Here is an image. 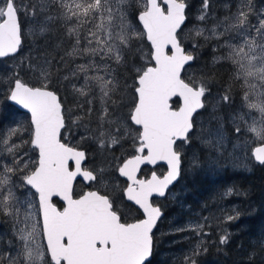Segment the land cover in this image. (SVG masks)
I'll return each mask as SVG.
<instances>
[{"label":"snow or ice","instance_id":"1","mask_svg":"<svg viewBox=\"0 0 264 264\" xmlns=\"http://www.w3.org/2000/svg\"><path fill=\"white\" fill-rule=\"evenodd\" d=\"M209 4L210 0H202L198 20L206 19ZM21 7L36 17V6L29 9L27 5L17 6L16 0H0V58L14 55L21 48ZM187 7L186 0H41L40 12L49 14L38 24L39 34L43 36L54 23L64 29L71 46L58 63L81 61L75 63L71 78L79 81L82 77L83 83L72 84V90L85 98L89 115L97 98H90L92 89H98L100 148L120 143L121 122L124 135L133 139L134 154L123 159L115 171L127 181L122 199L142 218L124 220L113 196L99 190L74 196L77 177L88 183H103L105 169L82 167L85 151L63 142L66 115L60 96L51 87L53 60L45 58L34 65L29 59L28 68L39 86H31L19 78L18 71L14 72L7 98L30 113V125L26 128L17 124L0 135V215L12 220L18 242L14 252H0V264H150L153 231L163 214L153 197H165L180 178L182 154L178 142H190L196 117L210 93L203 78L182 77L195 59L180 39ZM251 16L250 0H241L234 14L210 30L196 28L194 32L195 37L205 40L223 39L214 48L223 49V54L213 62L230 63L232 79L243 89L241 108L231 118L234 131L239 135L242 125L246 126L258 142L252 156L264 165V12L256 23ZM134 20L142 25V32ZM145 37L151 48L145 57L147 66L136 68L135 80L129 86L130 111L112 120L109 103L122 102L113 99L119 82L112 64H124L134 41ZM192 47L199 44L194 42ZM63 80L69 81L70 76L65 75ZM173 98H178V107H173ZM221 100L231 103L232 97L226 93ZM81 119L76 117L72 124L77 125ZM129 122L136 126L134 135ZM105 123L116 125L117 131H104ZM26 133H30L29 139L24 138ZM214 135L215 143L222 146L221 130ZM29 149L37 153L35 159ZM158 162L166 163L165 174L153 171L148 178L139 177L141 166ZM55 198L63 202L62 206H57ZM206 224L204 218L203 223L190 224L189 230L198 237L207 236ZM227 242L228 236L222 235L220 243ZM203 243L202 239L197 242L194 254Z\"/></svg>","mask_w":264,"mask_h":264},{"label":"rangeland","instance_id":"2","mask_svg":"<svg viewBox=\"0 0 264 264\" xmlns=\"http://www.w3.org/2000/svg\"><path fill=\"white\" fill-rule=\"evenodd\" d=\"M225 1H223L224 4L220 6V12L213 7L211 13L208 10L206 19L204 21L197 19V17L201 14L202 6H196L193 10L194 21H192V23L189 22L185 26L184 36L189 35L192 43L195 42L201 46L200 41L207 42L208 44L212 42V63L214 61V57H218L223 54V49H216V51H214L217 43H223V39L218 42L213 39L205 40L203 37L197 38L195 37L194 29L206 28L210 30L214 24L224 20L225 17L234 14L237 11L238 5L241 3V0H231L228 3ZM16 3L17 6L27 5L29 9L32 8L28 5L26 0H16ZM40 3L41 0H38L36 3V17H32L30 14L26 13L23 7H21V10H23V16L25 19V26L22 29L23 32L33 35V29H36L35 34L41 38V35L38 31V24L42 22L45 19V16L49 13L40 12ZM250 7L252 10V22L256 23L259 14L264 12V0H250ZM51 14L55 13L52 12ZM133 22L142 32V25L136 23L135 21ZM54 27L60 28L61 35L58 37V39L63 38L60 43L54 45L55 47H47V51L46 49L44 50L43 43L33 46L30 42H26L18 55L0 60V79L2 80V83L0 84V100L3 90L7 88V82L10 81V79L6 78L9 77V74L11 75L18 71L19 77L24 78L25 76L27 78V80H23L27 82L29 80H33V82L39 84L36 76L28 68L29 59L34 65L41 64L45 58L53 60L51 68V71L53 72L52 83L55 84L59 90L64 92V97L68 100V105L64 108L68 122L65 133L70 139H73V141L76 142V145L86 148L87 155L90 160L86 163L88 167L95 170H99L100 168L105 169V182L99 184L93 182L92 184L95 187L112 194L113 198L116 199L117 202L120 197L118 192L123 189L125 180L119 176L115 169L122 162L123 158L127 156L129 150L130 152L134 150L133 139L131 136L124 135L125 129L123 127V123L121 122L120 143L113 148H100L99 132L101 127L99 114L101 108L98 99V89L94 87L92 89L90 98L91 96H96L97 98L94 105H92L94 111L89 115L87 111L89 105L85 102V98L76 95L72 90V84L75 83L77 86H79L83 83L82 77L79 81L71 78V72L75 68V63H80L81 61H68L67 64L58 63L60 57L63 56L64 52L70 48L71 44L65 37L64 29L59 24H51L49 26V30L53 29ZM137 44L140 43H135L134 46ZM58 45L59 47H57ZM34 51L38 52L34 54ZM135 51L137 52L139 50L135 49ZM139 57L140 60L143 61L146 57L145 52H143L142 56L139 54ZM20 58L23 59V62H18L17 64L16 61L18 59L20 60ZM226 63L229 72L228 74L232 76V66L228 62ZM112 67L115 69V76L119 82V78L117 76V71L119 72V68H117V65L114 63L112 64ZM57 68H59V72H57ZM6 71H8V73L5 77L4 73ZM185 71L189 76H195L197 74L196 70L193 69L192 66H187ZM65 75L70 76L69 81L63 80ZM226 93L232 97L231 103L222 102L221 97ZM242 95L243 89L241 88L240 84L234 82L233 79L226 82L223 86V89L217 91L212 89L210 90V93L206 95V106L204 109L200 110L196 117V130L191 134L190 142H182L179 146V149L183 151L184 155H186V159L187 162L190 163V167H200L206 170L210 177L220 178L222 181H227V178L222 179L220 177V171H226V169L230 168L232 174L238 172L239 170L249 172L253 169L256 161L252 156V149L256 144H258V142L255 141L253 135L247 131V128L244 125H242V132L237 135L234 131V126L231 119L232 116L238 113L241 108ZM116 100L118 102H122L118 103L117 105H112L109 103V109L111 112L113 111V115L110 117L112 120H117L123 116H126V113L124 114L122 109H118L126 107L124 105V101L122 99ZM81 104L83 105V108L79 106ZM245 111L247 110L245 109ZM7 114L8 112L0 110V135L5 134L10 127L16 126L17 124H22L26 128L30 125V114L27 111L15 113L11 117H6L3 121H1L2 117L6 116ZM253 115H256L258 118V114L253 113ZM76 117H82V119L77 125H73L72 121L76 119ZM84 124L87 127L82 129L81 125ZM70 128L72 129V133H70ZM135 129L136 126L130 125L129 130L132 132V135L135 134ZM217 129L221 130L224 137L222 146H219L215 143L214 134ZM103 130L106 132L111 131L112 133H115L117 128L116 125H109L105 123L103 125ZM82 137H85V139H81ZM24 138L29 139L30 133H26ZM206 141H212V143H206ZM29 155L32 159L37 157V153L30 149ZM183 164L184 160L182 158L181 180H184V174L182 172ZM160 168L164 167L161 166ZM179 184L182 185V181H180ZM186 191L187 190L185 189L184 185L183 191L177 190L175 188L168 193L169 201H171L172 204H179L180 208H182V211L163 217L161 219L160 226L158 225V227H162L164 230L166 229V233L183 232V241L182 243L178 244L175 254H185V258H191L190 255L194 253V249L196 248V244L199 240L202 239L204 243L197 254H200L204 249H206L209 246V243H215L217 236H219L220 239L222 235L228 236L234 231V228H236L237 224L240 222V218H242L244 213L247 212V201H245L246 203L244 202L246 190L237 188V185H235L233 181L228 183L226 186L221 185L219 189L220 195L215 197L214 202H212V196L209 198V200L200 199L198 201L197 207H193L189 203H185L184 198L187 195ZM21 198H23V196ZM35 202L38 204V201ZM229 216L234 217V219L229 221L227 219ZM1 217L3 219V223L0 227V252H6L9 249H13L14 252L18 246V242L16 241V238L13 234V222L11 219L3 215H1ZM204 218H207V224L205 225L204 232L208 233V235L198 237L193 231L189 230V225L198 222L203 223ZM216 230L218 231L216 232ZM190 260L193 259H189V261Z\"/></svg>","mask_w":264,"mask_h":264},{"label":"trees","instance_id":"3","mask_svg":"<svg viewBox=\"0 0 264 264\" xmlns=\"http://www.w3.org/2000/svg\"><path fill=\"white\" fill-rule=\"evenodd\" d=\"M26 1L30 7H33L36 6L38 0ZM223 1L225 0H210L208 8L210 13L212 12V7L219 11L220 6L224 4ZM230 1L231 0H226L225 2L228 3ZM186 3L188 5L186 8L187 22L180 30V39L186 47V50L192 52L195 56L194 61H192V63L188 66H192L193 69L196 70V79L199 80L203 78L210 90L213 89L214 91H217L223 89L224 84L232 80V76L228 74L229 72L226 62L222 61L219 63H212V42L208 44L207 42L200 41L201 46L193 48L190 36H184L185 26L189 22L192 23V21H194L193 10L196 6H202V0H186ZM19 17L23 29L25 26L23 10L20 11ZM135 22L139 23L138 21ZM53 29H50L44 36H41V38L35 33L33 35L27 34L22 30L23 44L21 48L26 42H30L33 46L43 43L44 50H47V47L50 46L51 48L55 47L54 45L60 43L63 38L58 39L61 35L60 28L54 27ZM135 43L140 44L134 46ZM150 48L151 45L147 41L146 37L140 40H135L132 51L127 55L126 62L122 65H117V68H119V72L117 71V76L119 78V91L114 94L113 99L116 100L123 98L125 103L124 105L126 107L118 109H122L124 114H127L130 111L132 90L129 86L132 85L135 80V70L136 68L147 66V59L145 58L141 61L139 54L142 56L143 52H145L147 56ZM135 49L139 51L136 52ZM20 50L14 55L3 57L1 59L3 60L14 57L20 53ZM37 52L38 51H34L33 53L36 54ZM18 62H23V59H18L16 63L18 64ZM7 73L8 71L4 73L5 77ZM183 75L186 79L192 77L189 76L186 71ZM11 76L12 74H9V77L6 78L10 79ZM22 79L27 80L25 76ZM28 82L38 84L33 82V80H29ZM1 83L2 80L0 79V84ZM6 85L7 88L3 90L0 100V110L8 112V114L2 117L1 121H3L6 117H11L15 113L24 111L7 98L11 81L7 82ZM51 87L59 92L65 108L68 105V100L64 97V92L59 90L53 83L51 84ZM173 102L174 105H178V98H173ZM86 127L87 126H85V124L81 125L82 129H85ZM70 130L72 132L71 128ZM62 131L64 132V136L67 137L65 139L64 136H62V138L76 144L73 139H70L67 136L65 130ZM183 160L184 164L182 172L184 174L185 189L187 190V195L184 198L185 203H189L193 207H197L200 199L209 200L211 196L212 202H214L215 197L220 195L219 189L221 185L226 186L228 183L233 181L235 185H237V188L246 190L244 202L247 201V203L245 202L247 204V212H245L242 218H240V222L237 224V227L234 228V231L228 235V242L226 244H221L219 236H217L215 243H209V246L200 254L192 253L190 255V259L193 260L190 261L189 259H184L185 254H175L178 244L183 241V232L166 233V229L164 230L162 227H157L153 233V252L152 257L150 258V264H193V261L195 264H264V165L255 162L253 169L249 172L239 170L238 172L231 174L230 168L226 169V171H220V177L222 179L227 178V181H222L220 178L210 177L207 171L200 167H190V163L187 162L186 155H183ZM180 210H182V208H180ZM160 223L161 221L159 222V226ZM217 231L218 230H216V232Z\"/></svg>","mask_w":264,"mask_h":264},{"label":"flooded vegetation","instance_id":"4","mask_svg":"<svg viewBox=\"0 0 264 264\" xmlns=\"http://www.w3.org/2000/svg\"><path fill=\"white\" fill-rule=\"evenodd\" d=\"M70 133H72L71 130H70ZM67 142H70V141H67ZM180 143H182V142H178L179 146H180ZM85 151H87V150H85ZM180 152H181L182 158H183L184 153L181 150H180ZM131 153H134V150L129 152L127 155H129ZM88 161H89V158L87 157L86 163ZM70 164H71V162H70ZM162 165H163L164 168H160ZM83 166H86L85 163L83 164ZM165 167H166V165L164 163H158L156 165H143V166H141V171L139 172L138 175L141 178H148V176L150 175V173L153 170H156L158 173L161 174V173H163L165 171V169H166ZM122 178L125 180L124 187H126V184H127L126 178H124V177H122ZM181 178H182V175L179 178L180 179L179 182L182 181V185H180L179 182L177 181L174 185H172L171 188H169L167 190V194H166L165 197H159V196H154L153 197V202L154 203H158L160 205L161 209L164 210V212H165L164 215L162 216V218L165 217V216H169L171 214L179 213V212L182 211V210H180V206L178 204L177 205L175 203L172 204L171 201H169V194H168L169 192L172 191V189H175V188L177 190L183 191L184 180H181ZM90 188H97V187H95L92 183L85 182L82 177H77L76 181H74V196L78 198L79 195L83 194L86 190H88ZM98 189L100 191H102V192H105V191H103L100 188H98ZM122 190L123 189H121L120 192H118V195H120V197L118 199L119 202L118 201L116 202V199H115V206L120 211V213L122 214V218L124 220L128 221V222L132 221L134 218H138V217L142 218V214L137 213L134 210V208L130 207L129 202H127V201L122 199ZM109 195H112V194H109ZM54 202L57 204L58 207L62 206V203H63L58 198H55ZM2 223H3V219H2V221L0 223V227H1Z\"/></svg>","mask_w":264,"mask_h":264},{"label":"water","instance_id":"5","mask_svg":"<svg viewBox=\"0 0 264 264\" xmlns=\"http://www.w3.org/2000/svg\"><path fill=\"white\" fill-rule=\"evenodd\" d=\"M186 17H187V14H186ZM19 19H20V17H19ZM186 20H187V18H186ZM186 20H185V22H186ZM20 24H21V21H20ZM184 24H185V23H184ZM184 24H183V25H184ZM183 25H182V26H183ZM21 33H22V25H21ZM22 44H23V33H22ZM183 45H184V44H183ZM21 46H22V45H21ZM184 47H185V46H184ZM190 63H191V62H190ZM182 77L184 78L183 73H182ZM19 78H21V77H19ZM21 79H22V78H21ZM184 79H186V78H184ZM22 80H23V79H22ZM186 80H187V79H186ZM23 81L26 82V83H28V84H30L31 86H39V84H32V83H29V82H27V81H25V80H23ZM52 89L55 90V91L58 93V95L60 96L59 92H58L56 89H54V88H52ZM60 98H61V97H60ZM10 101H11V100H10ZM11 102H13L14 104H16L14 101H11ZM16 105H17V104H16ZM17 106H18L20 109L27 111L26 109H23L21 106H19V105H17ZM178 106H179V104H178ZM178 106H173V107H178ZM29 114H30V113H29ZM62 140H63V139H62ZM63 142L68 143V142H66V141H64V140H63ZM68 144H69L70 146L77 147V148H79L80 150L85 151L84 148H81V147H78V146L72 145V144H70V143H68ZM256 146H258V144H256L254 147H256ZM254 147H253V148H254ZM85 153H86V151H85ZM133 154H134V153H133ZM130 155H131V154H130ZM128 156H129V155H128ZM128 156H127V157H128ZM127 157H126V158H127ZM83 163H84V161L82 162V167H84V166H83ZM121 163H122V162H121ZM158 163H164V162H158ZM158 163H157V164H158ZM164 164L166 165V163H164ZM73 167H74V166H73ZM84 168H86V169H91V168H87V167H84ZM153 171H155V172L157 173V175H161V176H162L163 174H165V173L167 172V165H166V169H165V171H164L163 173H161V174L158 173L156 170H153ZM153 171H152V172H153ZM152 172L150 173V175H149L148 177L151 176ZM176 182H177V181H176ZM176 182H175V183H176ZM175 183H174V184H175ZM174 184H173V185H174ZM171 187H172V186H170V188H171ZM90 190H98V189H97V188H90V189H88V190H86V191H90ZM86 191H85V192H86ZM99 191H100V190H99ZM102 193H103V194H107V193H104V192H102ZM153 203H154V202H153ZM154 204H155V205H158V206L160 207V205H159L158 203H154ZM160 208H161V207H160ZM162 213H163V214H162V216H163L164 213H165L164 210H162ZM161 218H162V217H161ZM159 221H160V220H159ZM0 222H1V217H0ZM130 222H131V221H130ZM157 225H158V224H157ZM156 228H157V226L154 228V231H155ZM154 231H153V232H154ZM151 256H152V255H151Z\"/></svg>","mask_w":264,"mask_h":264},{"label":"bare ground","instance_id":"6","mask_svg":"<svg viewBox=\"0 0 264 264\" xmlns=\"http://www.w3.org/2000/svg\"><path fill=\"white\" fill-rule=\"evenodd\" d=\"M93 159V158H92Z\"/></svg>","mask_w":264,"mask_h":264}]
</instances>
